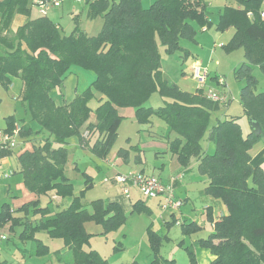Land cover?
Returning <instances> with one entry per match:
<instances>
[{
  "label": "trees",
  "instance_id": "trees-1",
  "mask_svg": "<svg viewBox=\"0 0 264 264\" xmlns=\"http://www.w3.org/2000/svg\"><path fill=\"white\" fill-rule=\"evenodd\" d=\"M232 2L234 5L224 7L215 29H234L222 47L227 53L243 50L244 61L234 71L235 78L244 83L240 104L244 116L260 125L264 137V91L257 92L253 74L254 66L264 74L263 0ZM32 3L0 0V85L8 90L12 78L22 82L21 100L28 116V122L21 125L13 115L6 117L3 130L11 133L19 127L20 137L41 140L40 145L17 157L19 170L13 172L21 174L25 188L38 197L54 192L71 202L58 211L49 205L40 207L38 201L24 204L16 212L23 218H40L22 224L20 237L31 239L34 233L45 231L71 249L69 264H110L94 250L83 251L89 243L83 224L93 221L110 233L124 224L125 216L117 203L103 204L100 200L92 203L90 213L81 202L82 194L74 196L73 184L65 174L66 145L73 136L82 143L84 131L96 134L91 151L106 157L120 123L127 118L119 110L132 108L139 122H149L152 116L164 121L176 135L169 142L170 151L183 166L196 158L198 171L208 179L205 194L225 206L227 214L214 222L207 238L198 241L213 256L210 264H264V170L250 164V151L261 137H255L251 129L244 134L234 117L218 119L209 128L218 103L209 100L203 89L196 94L182 92L162 75L158 41L168 54L183 52L181 39L195 42L197 30L211 26L206 0H155L148 8L141 0H87L88 17L103 20L102 30L95 36L78 27L62 35L58 24L48 17H30ZM18 16L26 20L13 31ZM72 65L93 71L95 80L69 103L56 105L51 90L62 87ZM154 93L167 99L157 109L146 106ZM94 94L99 98L93 110L89 101ZM91 113L95 124L87 123ZM207 131L214 145L211 154L202 147ZM10 155L11 151L0 150V157ZM134 211L148 212L142 201L134 204ZM20 219L12 215L8 203L2 204L0 227ZM180 227L187 234L199 230L195 223ZM147 237L153 254L151 264H173L160 258L162 238L150 227ZM45 253L36 251V255ZM188 254L189 264H197L194 253Z\"/></svg>",
  "mask_w": 264,
  "mask_h": 264
},
{
  "label": "rangeland",
  "instance_id": "rangeland-1",
  "mask_svg": "<svg viewBox=\"0 0 264 264\" xmlns=\"http://www.w3.org/2000/svg\"><path fill=\"white\" fill-rule=\"evenodd\" d=\"M93 1V0H90ZM155 0H141L142 6L148 8ZM211 15L210 20L212 25L209 30L198 34V44L191 45L189 41L184 39L180 40L182 48L187 49L193 56L186 58L181 57L183 52H175L168 54L164 47L158 41V50L160 53L161 70L164 79L175 84L179 89L186 93H194L196 90L203 89L204 93L213 90L218 93L222 88L221 94L226 97V102L221 103L224 111L222 114L214 113L210 119L209 128L215 124L217 118L225 119L227 116H237L238 122L241 125L244 133L249 131V122L244 117L242 107L240 104V91L244 86L242 81H238L234 76V71L243 62V50L237 49L231 53H227L223 49L228 40L232 37L233 30L224 31L219 33L215 31V22L217 21V13L223 7L226 0H207ZM231 1V0H230ZM88 4L87 0L78 2L76 0H61L59 7L50 8L45 15L39 12L37 6L31 5L30 17L38 18L41 16L48 17L55 24H58L60 33L62 35H69L78 27L81 31L89 36H95L102 30L103 20L100 16L91 18L87 14ZM22 17V16H18ZM15 18L14 22L17 21ZM16 26V25H14ZM217 33V34H216ZM200 64L202 70H207L208 79L201 86L193 77L192 69L195 64ZM253 74L257 80V92L264 91V74L258 66H254ZM95 73L91 70L83 69L77 65H72L69 73L66 76L61 88H54L51 90V96L56 104H63L65 101L72 100L77 94H81L89 88L95 80ZM211 77V78H210ZM214 77H216L214 79ZM214 80H213V79ZM220 78L224 81V86L220 85L217 79ZM216 80V81H215ZM19 81L13 80L11 88L5 90L0 85V128L5 127V118L10 114L8 109L15 101L19 100L20 89L18 88ZM220 94V92H219ZM21 98V96H20ZM99 95L94 94L89 101L91 109H95L98 105ZM158 93H154L148 99L146 106L154 109L164 105V101ZM169 101V100H168ZM18 110L24 108L23 103L18 102ZM119 114L127 117L122 120L119 125L117 135L115 136L110 151L105 159H101L88 148H83L80 145V138L73 136L70 139L68 146V160L66 162V175L70 178L73 188L74 196H81V202L87 210L91 209V203L95 200L108 199L120 194V186L113 183V179L117 175L127 176L129 174L139 173L143 170V174L154 176L158 179L161 176L163 179L169 177L174 178L177 170H180L176 158L170 154H162V142L153 141L157 135L169 134L167 125L157 116H152L149 122H139L132 108H122ZM226 114V115H225ZM19 115H21L19 113ZM225 115V116H224ZM88 122L94 123V113L91 114ZM88 137V134H87ZM94 136L90 137V145L94 143ZM159 139V138H156ZM34 145H40V138L36 139ZM15 153L7 160V166L0 169V207L4 202L11 201V197L7 194L8 188H11L12 193L17 196L21 195L17 191V185L23 183L22 176L19 174L3 177L2 174L11 168L17 170V153L19 152L20 142L17 141ZM138 147V149L136 148ZM204 151L213 152L214 146L208 141V131L202 141ZM264 145L261 141L257 142L251 149L252 162L254 165H259L264 170ZM123 150V155L118 154L119 150ZM139 151H137V150ZM158 151H161L160 153ZM129 159V164H125L123 157ZM141 159V163L138 162ZM87 173L89 178L84 174ZM186 180H192L198 176H202L195 164V159H192L190 165L186 169ZM194 175L196 177H194ZM174 176V177H173ZM194 177V179H192ZM170 178V179H171ZM89 183L92 184L89 187ZM175 195L180 196L182 199L186 196V190L174 189ZM52 195H42L40 205L46 206L50 201ZM129 202H135L138 199L145 200L146 204L151 208L149 214L145 212L131 214L129 209L126 210V218L124 224L116 229V231L109 234L92 235L88 239V245L85 250L94 249L101 256L107 258L111 264H131L137 261L141 264H150L152 252L148 245L147 228L152 227L153 230L160 234L167 233L169 236L168 241L163 243L161 247V255L166 259H173V264H188V255L185 252V247L193 243L197 235L183 236L180 232L178 224H174L166 228L165 222L171 219V210H163L158 204L157 198H145L139 194L135 186L129 187ZM190 197L192 202H189L181 209L184 214L192 213L193 218L200 221L205 225V231L209 232L210 225L202 217L204 201L206 198L198 189H195ZM71 199H66L63 202L67 206ZM183 202V201H182ZM189 220V219H188ZM176 223V222H175ZM203 230V231H204ZM17 232H20V227H17ZM1 232V231H0ZM11 238L12 234L6 232ZM201 234V233H200ZM206 235L202 233V236ZM41 238L46 244H49L51 254L44 259L30 257L26 258L24 264H54L53 253L60 249L63 245L60 239H50L45 234H40ZM183 240V242H181ZM21 245L20 241H18ZM44 243V244H45ZM12 247L10 240L6 243ZM181 244V245H180ZM2 244H0L1 246ZM3 244L1 247H6ZM23 247V245H21ZM18 257L22 252L17 253ZM69 255V254H68ZM66 255L64 259L69 262L71 256ZM3 259H0V261ZM2 262V261H1Z\"/></svg>",
  "mask_w": 264,
  "mask_h": 264
},
{
  "label": "crops",
  "instance_id": "crops-1",
  "mask_svg": "<svg viewBox=\"0 0 264 264\" xmlns=\"http://www.w3.org/2000/svg\"><path fill=\"white\" fill-rule=\"evenodd\" d=\"M234 5V3L232 2V0H226L225 1V4L223 5V7L219 10V12L217 13V21L215 22V27H216V24L218 22V17L219 15L222 13L223 9L225 6L227 5ZM210 7H209V2L206 0V13H207V16H208V19L210 20V15L212 12H210ZM261 12H264V0L262 2V5H261ZM25 18H21V17H18L17 21H15L12 25V30L15 31L16 28L19 26V25H22L24 22H25ZM264 20V19H263ZM211 22V20H210ZM213 22H211V25H212ZM16 25V26H14ZM210 28V27H209ZM209 28H202V29H199L197 30V34H196V37H195V42H190L191 45H195V44H198V40H197V36L198 34H201L202 32L206 31V30H209ZM229 30H233V34H234V29L233 28H228L227 30L225 31H229ZM216 31V29H215ZM218 32V31H216ZM220 33V32H219ZM223 33V32H221ZM217 34V33H216ZM232 34V36H233ZM232 38V37H231ZM230 38V39H231ZM229 39V40H230ZM228 40V41H229ZM228 43V42H227ZM196 46V45H195ZM184 52L188 53V56H193L187 49H184L182 48ZM183 57V55L181 56ZM244 61V60H243ZM211 78V77H210ZM216 77H214L215 79ZM213 79V78H212ZM213 79V80H214ZM13 80H18L19 81V84L17 85L18 88L20 89V93H19V100L18 101H15L13 103V105H11V107L8 109V111H10V114L8 116H14L17 120V124L18 125H21L23 123H26L28 122V116L27 114L25 113V108H23L21 111L18 110V102H22L20 96H21V92H22V89H23V84L22 82L17 79V78H12L11 80V84L13 83ZM168 81V80H167ZM216 81V80H215ZM169 82V81H168ZM170 84H173L171 82H169ZM11 88V86H10ZM179 88V87H178ZM180 91H182L181 89H179ZM220 93L221 91H224V89L222 88L221 90H218ZM184 92V91H182ZM218 92V93H219ZM186 93V92H185ZM197 93V90L194 92V93H189V94H196ZM204 93V92H203ZM206 93H204L205 95ZM51 95V93H50ZM78 95V94H77ZM52 97V96H51ZM76 97V96H75ZM74 97V98H75ZM54 100V99H53ZM71 101V100H70ZM70 101H65L63 104H56V105H65L67 103H69ZM23 103V102H22ZM24 105V103H23ZM163 106V105H162ZM219 106V109L215 112L216 114L219 113V115L222 114V111H224L223 107L221 104H218ZM150 107V106H148ZM161 107V106H159ZM158 107V108H159ZM242 107V106H241ZM154 109V108H153ZM157 109V108H156ZM243 111V109H242ZM19 113L21 115H19ZM92 114V113H91ZM226 115V114H225ZM224 115V116H225ZM244 115V114H243ZM7 116V117H8ZM91 116V115H90ZM95 116V115H94ZM212 117V116H211ZM230 117H234V118H237V122H238V117L237 116H227L226 118H230ZM245 117V116H244ZM246 118V117H245ZM127 119V118H126ZM219 118H217L218 120ZM247 119V118H246ZM25 120V121H24ZM125 120V119H124ZM216 120V121H217ZM248 120V119H247ZM87 123H90V122H87ZM96 123V119H95V122L92 123V124H95ZM216 123V122H215ZM239 124V122H238ZM32 127L34 129L37 128L36 125L34 124H31ZM214 125V124H213ZM240 125V124H239ZM241 126V125H240ZM85 127V126H84ZM242 128V127H241ZM243 130V129H242ZM244 132V131H243ZM250 132V127H249V131L246 133L248 134ZM207 133V132H206ZM209 133V132H208ZM87 134H88V137H87ZM245 134V133H244ZM91 136H94L93 138H95V140H97V135L96 134H92V135H89L88 132H85L83 133V137H84V141L81 143L80 141V145L83 147V148H88L90 151H91V147L92 145L94 144H91L90 145V137ZM156 138H159V139H156L154 137L153 138V141H163L161 144L163 146V149H162V152L161 151H158L159 153L161 152L162 154H170L172 157L176 158V161L178 162L179 166L181 167L180 170H177V173L175 175L174 178H167V179H163L161 178V176H158V179L163 182V183H170L171 179H174L173 182H172V185H173V189H176V188H179L180 190H186V196L182 199L180 196H176L175 195V192H174V196L177 198V199H180L181 201H183V205L181 206V208L183 206H186L187 204H189V202H192V199L190 197V194L195 190V189H198V191H200L202 194H204V196L206 198H209V199H205L204 201V208H203V212L201 213L202 217L204 216L205 220L208 222V224L210 225V229H209V232H206L204 229H205V225L202 224L200 221H197L193 218V215L192 213L190 214H184V212L182 211V209L180 208L178 211H172L171 213V219L168 221V222H165V226L166 228H168L169 226L171 225H174V224H178V226L180 227L181 224H189V223H195L197 225V227L199 228V230L195 233H184V231L182 230V228L180 227V232L183 236H191V235H197V238L194 239L193 243L189 246H186L185 247V252L187 253L188 255V258H189V254L188 252H191V253H194L195 255V259L197 261V264H210L211 261L213 260V256L211 255V253L205 249V248H202L198 245V241L199 239H205L207 238V236L213 231V224L215 221H217L219 219V217H221L222 215H226L227 212H226V208L225 206L220 202V201H217V200H214L212 199L210 196H207L205 194V189L208 185V179L205 175H202V176H198L196 177L194 175V177H196L194 179V177L192 179H194V181H196L195 183H193L192 180H186V169L187 167L190 165L192 159H195V164L197 165V169H198V160L196 158H192L188 165L187 166H183L180 164V162L178 161L177 159V156L172 153L169 149V142L172 141L173 139H175L176 135L174 133H171L170 130H169V134H165V135H157L155 134ZM72 138V137H71ZM70 138V139H71ZM38 139V138H35L31 141L27 140L26 138H22L18 135L17 137V141L20 142V145L18 146L19 147V152L17 153V157L22 154L23 152L25 151H31L33 149V143L34 141ZM70 139H68V144L66 145V149L69 151V144H70ZM94 140V142H95ZM209 141V140H208ZM210 142V141H209ZM211 143V142H210ZM213 144V143H212ZM264 145V144H263ZM17 146V145H16ZM214 146V145H213ZM138 149V147H136ZM136 149V150H137ZM15 148L12 149V150H9L11 151V155L12 156L14 153H15ZM122 150V149H121ZM204 150V149H203ZM262 150L263 149H260V152H263ZM139 151V150H137ZM252 151V150H251ZM251 151H250V155H251ZM92 152V151H91ZM206 152L207 154H211L213 152H209V151H204ZM93 153V152H92ZM118 154H120L118 152ZM124 153H121L120 155H123ZM10 156H3V157H0V169L2 167H5L7 165V160ZM124 156V155H123ZM122 156V157H123ZM16 157V158H17ZM99 157V156H98ZM101 159H105L106 157H100ZM252 155H251V161H250V164L252 166H259V165H254L253 162H252ZM123 161L125 162V164H129V159L127 160V158H124L123 157ZM18 162V160H17ZM138 162L141 163V159L138 158ZM18 167H19V164H18ZM261 167V166H260ZM262 168V167H261ZM19 170V168L17 169ZM15 170H12L11 168H7V170L4 172V174H8L7 177H9L10 175H15L16 173L13 172ZM139 173H143V170L141 169ZM200 173V172H199ZM10 174V175H9ZM19 174V173H17ZM65 174H66V165H65ZM88 178H89V175L87 173H84ZM21 175V174H19ZM67 176V175H66ZM68 177V176H67ZM171 178V179H170ZM70 180V178H68ZM23 180V179H22ZM71 181V180H70ZM114 183V182H113ZM115 184V183H114ZM89 187L92 186L91 183H89L88 185ZM17 191L21 193V195L17 196L15 194H11L12 191H11V188H8V191H7V194L9 195V197H11V201H7V202H4V203H8L10 205V208H11V212H12V215L14 217H16L17 219L18 218H21L20 220H16L15 223L16 224H12V222H7L4 226L0 227V233L1 234H4L6 235V240L4 241H0V244H5L7 245L6 247H1L0 246V259H3L0 261V264H24V261L26 260V258H28V260H30L29 258L30 257H36V258H40V259H44L46 257H48L49 254H51V251H50V248H49V244H46L43 239L41 238L40 234L43 233L45 234L48 238L50 239H59V238H54V237H51L47 232L45 231H39V232H36L32 235V238L31 239H22L21 234H22V231H23V225L27 220H29L30 222L32 223H35L39 220L40 216L39 215H30L28 216L27 218H23L22 214L16 212L20 207H22L24 204H28V203H31L33 201H38V204L40 207H45V206H41L40 205V197L36 196L35 194L33 193H30L24 186L23 183L21 184H18L17 185ZM49 196H51V199H50V203L48 202L47 205H49L51 208H53L55 211H58V210H61L62 208H65L67 206H64L63 205V202L64 200L66 199H61L59 198L58 196H56L54 194V192H51L48 194ZM70 199V198H68ZM129 199H130V196L129 197H125L121 194V191H120V194L119 195H116L115 197L111 198V199H108L107 202L99 199L100 201H102L103 204H107V203H117L118 205H120V208L122 209L123 211V214L126 218V210L129 209L130 213L133 214L135 213L134 211V204L137 202V201H142L143 202V205L145 207V210H147L148 212H145L146 214H149V212L151 211V208L146 204L145 200L143 199H138L136 200L135 202H129ZM158 199V204H160V200L159 198ZM97 201V200H95ZM93 201V202H95ZM92 202V203H93ZM3 203V204H4ZM92 203H91V209L90 210H87L88 212L92 213L93 212V208H92ZM46 205V206H47ZM2 206V205H1ZM1 208V207H0ZM189 219V220H188ZM176 222V223H175ZM17 227H20V232H17L16 229ZM83 227H84V231L86 232V234L90 236L92 235H100V234H109L108 232L106 233L105 232V229L102 225L100 224H97L93 221H87L83 224ZM151 229L152 227L149 226ZM153 230V229H152ZM204 230V231H203ZM155 231V230H153ZM6 232L11 233L12 237L9 238V236L6 234ZM147 232V231H146ZM157 233V235L162 238V244H161V247L163 246V243L170 240L169 239V236L167 233H164V234H160L159 232L155 231ZM112 233V232H110ZM201 233V234H200ZM202 233H205L206 235L202 236ZM148 238V237H147ZM10 240V243H11V246L12 247H8L9 245L6 244L8 241ZM61 240V239H60ZM18 241H20L21 245H23V247H21V245H19ZM63 242V241H62ZM183 242V240L181 241ZM45 243V244H44ZM148 245H149V242H148ZM181 245V244H180ZM161 247H160V250H161ZM42 248V249H41ZM149 248H150V245H149ZM40 249L41 253L43 250H46V253L43 254V255H36V251H38ZM90 250H94V249H89V250H85V246L83 247V251L84 252H89ZM151 250V248H150ZM188 250V251H187ZM19 252H22V255L20 257H18L17 253ZM96 251V250H94ZM97 252V251H96ZM152 252V250H151ZM98 253V252H97ZM53 263L54 264H69L71 263V260H72V254H71V249L67 246H65L64 242H63V245L60 249H57L56 251H54L53 253ZM70 255L71 258L69 260V262H67V258H65L66 255ZM99 254V253H98ZM152 254V253H151ZM68 255V256H69ZM100 255V254H99ZM153 255V254H152ZM101 256V255H100ZM159 256L161 259L163 260H169V261H174L173 259H166V258H163L162 255H161V252L159 251ZM102 258L106 259L105 257L101 256ZM153 259V256L151 258V261ZM108 261V260H107ZM109 262V261H108ZM134 262L138 263V264H141L137 261H133L131 264H133ZM111 264V263H110ZM151 264V262H150ZM188 264H189V260H188Z\"/></svg>",
  "mask_w": 264,
  "mask_h": 264
},
{
  "label": "built area",
  "instance_id": "built-area-1",
  "mask_svg": "<svg viewBox=\"0 0 264 264\" xmlns=\"http://www.w3.org/2000/svg\"><path fill=\"white\" fill-rule=\"evenodd\" d=\"M82 2L84 0H76ZM61 0H33V6L39 8V12L45 15L50 8L59 7ZM251 16V14H249ZM261 19H264V12L260 13ZM192 75L194 79L202 86L208 79L207 70H202L200 64L196 63L192 69ZM218 83L224 86V81L218 78ZM202 89V88H201ZM209 100L214 103H225L226 97L221 93H215L213 90H209L206 93ZM19 134V127H15L11 133L5 132L0 128V150H12L16 147L17 137ZM3 177H7L8 174H2ZM163 183L154 176L146 175L143 173H134L127 176L117 175L114 177L113 182L120 186L121 194L125 197L129 195V187L135 186L143 197L145 198H159L160 207L163 210L178 211L183 202L174 196L173 182ZM6 235L0 233V241L6 240Z\"/></svg>",
  "mask_w": 264,
  "mask_h": 264
},
{
  "label": "water",
  "instance_id": "water-1",
  "mask_svg": "<svg viewBox=\"0 0 264 264\" xmlns=\"http://www.w3.org/2000/svg\"><path fill=\"white\" fill-rule=\"evenodd\" d=\"M248 122H249V127H250L253 135L255 137H258V138L261 137V141L264 144V137L262 136V131H261L260 125L251 118L248 120Z\"/></svg>",
  "mask_w": 264,
  "mask_h": 264
}]
</instances>
